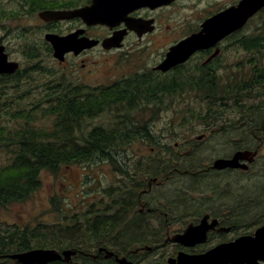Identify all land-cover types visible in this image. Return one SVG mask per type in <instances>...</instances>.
Listing matches in <instances>:
<instances>
[{
  "label": "flooded vegetation",
  "instance_id": "af4514ba",
  "mask_svg": "<svg viewBox=\"0 0 264 264\" xmlns=\"http://www.w3.org/2000/svg\"><path fill=\"white\" fill-rule=\"evenodd\" d=\"M91 1L7 0L2 2L0 0V6H6L3 15L8 17L15 16L17 9L21 13L35 14L42 35L43 49L58 63L56 71L71 73L70 80L66 83L60 82L59 86H66L60 88L64 92L84 95L96 93L97 88L108 87L118 95L121 93L132 95L133 98H127L125 102L127 108H124V103L106 106V109L113 110L114 105L118 104L117 107L122 111L116 113L118 120L125 119L123 109H129V113L134 110L156 109L157 90L183 95L185 108L190 112L189 118L186 119L188 125L201 127L200 134L186 141L185 155L187 157L195 155L201 148L214 149L215 144L223 142L224 137L227 139L225 143H231L230 150L215 151L196 165L180 170L176 166L161 167L156 158L155 162H152L153 166L145 164L143 167L121 168L118 179L122 181L123 186L125 184L133 188L127 194L128 205H125L124 200L115 204L114 192L109 190L106 195V211L111 216L116 213L121 214L122 226L138 219L144 220L147 224V232L140 236L136 234L137 238L155 239L154 245L126 247L125 253H118L113 246L108 248L103 245H80L79 232L75 233V240L70 245V240L73 238L66 239L62 237L64 231L55 230L56 233L52 232V235L56 242L46 243L44 247L25 248V242L13 238L9 241L14 246L8 248L0 241V264H24L12 255L32 249L54 250L61 256L44 263L30 264H120L118 259L122 257L131 264H160L157 261L150 262L148 255L158 254L159 250L169 246L172 252L163 260V264H168L167 258H175L180 252L202 254L222 243L231 242L241 236L253 235L256 229L264 226V218H258L261 216L256 214L260 209L254 206L256 194L251 192L252 194L240 198L241 192L232 193L231 187L233 183L239 185L242 179L250 180L251 174H258L264 165V103L260 104L257 110L253 109L254 112L250 114L252 118H248V113L246 117L243 115L239 102L241 79L250 85L252 81L247 82V79L264 77L262 71L264 40L243 38L257 35L260 31L259 25L264 26V20L259 21V25L254 23L264 14V6L250 16L242 27L224 33L215 41L207 40L200 43L184 61L162 71L156 67L165 59L171 47L200 33L209 19L221 17L224 12L237 7L241 0H165L164 3H156L157 0H153L149 4L141 3V0H123L120 19L107 25L88 24L80 17L44 21L38 16V12L42 10H75L89 6ZM251 23L252 26L249 27ZM49 33L61 37L72 35L82 44L95 43L79 51L70 50L64 54L63 61H58L52 55L51 44L44 38ZM112 36H120V46L104 49L103 40ZM0 45L4 47L7 60L16 61L9 53L8 43L2 38ZM94 51L119 54L124 64L117 65L114 61L108 63L106 59L103 65L106 69L105 80L98 83L96 71L99 70L100 62L92 56ZM18 65V70H22L21 63L18 62ZM30 73L29 70L24 72V76L18 82L15 72L2 73L0 79L9 80L15 87H24L32 85L33 76ZM88 80L96 83L91 85L86 82ZM263 87L264 84L259 88ZM230 95L233 96L232 100L229 98L226 100L225 96ZM134 96H141L147 101L140 102ZM130 102L134 104L130 106ZM210 103H213L215 109L209 114ZM227 107H234V110L228 112L225 110ZM138 122L140 119L136 120V124ZM139 130L141 131V128ZM139 130L135 129V132L138 133ZM137 135L135 137H138ZM241 140L244 141L243 145H240ZM237 151L252 152L251 161H240L241 164L247 165L246 167L219 169L213 166L216 159H229ZM111 153L113 152L108 154L112 156ZM117 155L127 162L130 159L122 150ZM177 172L186 175L188 179L197 180V184L202 185L198 188L191 184L185 188L186 190H182L188 205L180 210L169 206L164 196L175 188L160 191L161 187L172 184L168 183V180H177ZM233 200L245 204L243 211L246 217L243 220H241V211L236 209ZM247 222L252 223L246 224ZM188 228L192 229L195 238L204 239L190 245L170 240L174 236L183 234ZM5 233L0 231L2 235ZM67 249L74 253L65 260L62 252ZM107 251H111L112 254L108 255ZM258 262L264 264L262 260Z\"/></svg>",
  "mask_w": 264,
  "mask_h": 264
},
{
  "label": "rangeland",
  "instance_id": "374dc122",
  "mask_svg": "<svg viewBox=\"0 0 264 264\" xmlns=\"http://www.w3.org/2000/svg\"><path fill=\"white\" fill-rule=\"evenodd\" d=\"M1 1L5 2L7 0ZM17 5L16 1V7ZM4 8H6L5 5L0 6V38L8 43L10 48L9 53L14 60L21 63L22 70H25V72L27 70L31 71L30 75L33 76V82L32 85L15 87L9 80L0 79V89L2 88L6 94H12L14 97L18 95L14 100V106L17 104V100L19 104L18 106H26L28 109L36 104L34 105L36 110L32 114L35 115V120L31 122V125L38 128L42 127L50 129L52 127L53 118L50 115L44 114V111L41 110L46 105L45 99L42 96L45 94V89L48 84L57 86L60 85V82L66 83L71 79V73L56 71L58 63L47 54L45 49H43L41 41L42 35L39 24L35 20V14L21 13L20 10L17 9L20 14L15 12V16L8 17V15H3ZM257 19L258 20L254 21V23H258L257 25H259L261 20H264V14ZM251 26L252 23L249 27ZM263 28V25H259L260 31L258 32L261 33ZM29 55H36V57L30 58ZM92 56L100 62V65L98 66L99 70L96 71L99 78L98 83L104 82L105 80L104 75L106 69L103 65L104 62H106V59L108 63L114 61L117 65L124 64L119 54H104L102 52L94 51ZM241 81L242 84L248 85L242 79ZM248 81L250 80L247 79V82ZM86 82L91 85L96 83L91 80ZM259 87L260 86L248 88V91L246 90L243 93H239V102L242 106L240 108L245 117L247 116V113L248 115L252 114L254 112L253 109L257 110L259 105L264 103V87ZM25 92L26 94L24 95L23 93ZM255 93H257V95ZM138 97L146 101L143 97ZM158 97L163 98V102L158 105L156 109H146L143 111L134 110L127 114V117L129 118L127 126L133 131L138 127H141V131H144V133H138V137L135 139L133 138L134 140L128 145L122 146V151H125L130 158L128 162L121 156L117 155L120 154L121 150H119L116 152L112 151V158L110 157L109 161L88 165L79 163L71 164L69 166L61 167L57 173L42 171L40 173V186L28 199L22 202H12L4 207H0V226L6 227L8 225L14 226L16 224L18 227H24L27 225L34 226L41 222L45 224L42 228L44 234L52 230L63 232L67 226L65 224L57 223L62 222L61 219H64V213H77L80 215V213H88L91 210L99 212L98 208L102 207H100L101 204L97 202V198L100 195H103V189L107 188L106 190H109L111 184L116 183L118 179L117 176L119 173L117 172L120 167H114L111 163L114 161H117L121 165V168H125V166L143 167L144 164L149 165L152 164V162H155V158H159L158 160L156 159L157 162L162 159V162H165L171 158V166H176L179 170L184 168L186 166L185 162H187L189 158L185 155L186 141L189 138L200 134L201 127H198L197 125H188L186 119L189 118L190 112L186 110L184 105L185 96L166 92L158 95ZM225 97L226 100L227 98L230 100L233 98L232 95ZM130 104L133 105L134 102H130ZM117 106L118 104L114 105L115 109L113 110L105 109L99 112L92 118L86 119L85 123L82 121L83 126L81 127V132L85 133L94 126H104L108 127V129L114 128L118 124L116 123L118 120L116 119V113L117 111L118 113L120 112V109ZM212 108L215 109L214 107ZM225 110L232 112L234 107H227ZM129 111V109L126 110V112ZM137 119H140V122L137 123L138 125L136 124ZM20 124H22L21 120H15L11 116L3 113L0 114V125L4 126L6 129L14 130ZM139 124H142L143 126H140ZM78 132V130L75 131L77 135H79ZM223 139H225V137L222 138V140ZM230 147V142L225 143L224 141H220L215 144L214 149H198V155L189 160L195 161L198 159L201 161V159H206L215 151L220 152L222 149L223 151H227L230 150ZM167 148H169V150ZM199 150L201 151L199 152ZM8 155V151L5 147L0 148V165L7 163L9 159ZM120 159H122V164L119 162ZM262 167L263 169L259 171L258 174H251L250 180H248V178L244 180L242 179L239 182V185L233 183L231 187L232 193L245 191L256 192V190L258 191L264 187V165ZM179 172H177V180H168L167 182H171L172 184L161 187L160 191L163 192L165 189L168 190L172 188L177 189L181 184L183 185L186 175ZM259 194H261V192ZM103 199L104 202H106V197ZM257 199L259 200V197H257ZM262 204H264V201ZM55 209H59V211ZM256 214H260L261 217L258 218H264V205L262 208L258 209ZM249 223L252 222H247L246 224ZM124 226H120L121 228H119L117 232L121 237L126 234V232H123ZM59 228H61V231ZM71 230L73 232L75 229ZM45 236L49 237L47 234ZM67 236L70 237V235ZM80 236L82 238L84 233L80 234ZM62 237L66 238L65 235ZM124 241L125 246H128L129 248L143 246L145 244L154 245V243H156L154 242L155 239L144 237ZM87 243L88 242L86 241L84 244ZM171 252V248L167 246L166 248L159 250L158 254H149L148 259L150 262L157 261L160 264H163V260H165Z\"/></svg>",
  "mask_w": 264,
  "mask_h": 264
},
{
  "label": "trees",
  "instance_id": "16d2710c",
  "mask_svg": "<svg viewBox=\"0 0 264 264\" xmlns=\"http://www.w3.org/2000/svg\"><path fill=\"white\" fill-rule=\"evenodd\" d=\"M17 13L20 14L19 11ZM243 38L264 40V28L263 31L257 35L250 37L245 36ZM32 57L35 58L36 55L30 56V58ZM262 71H264V69H262ZM24 72L25 70H17L15 72L17 73L16 82L24 76ZM249 80L252 81V83L250 85L242 84L240 93H243L249 87L254 88L255 86L264 84V77L259 76ZM62 87L66 86L48 84L45 89L46 92L42 96L47 106L45 105L41 110L44 111V114L50 115L53 118L52 127L50 129L38 128L31 125V122L35 120V115L32 114L36 110L34 107L36 104L28 109L26 106H18L17 100V104L14 106V100L18 95L14 97L12 94H6L2 88L0 89V114L3 113L11 116L15 120L22 121V124L14 130L6 129L4 126L0 125V148L5 147L9 154L7 163L0 165V207H4L12 202H22L28 199L40 186V173L42 171L57 173L61 167L71 164L79 163L88 165L109 161L110 157L112 158V156L108 154L109 152L123 150L122 146L128 145L133 138H137L135 135L144 133V131L139 130L141 127L137 128L139 130L138 133L130 130V127L127 126L129 121L126 116L129 112H126V109H123V118L125 119L120 120V118L116 122L118 124L114 128L108 129V127L104 126H94L89 131L82 133V121L85 123L86 119L92 118L94 115L105 110L106 106L115 103L123 104L127 101V98H133V96L124 95L123 93L118 95L117 93H113L108 87L97 88L96 93L77 95L75 92H64L63 89H60ZM23 94L25 95L26 92ZM160 94H163V92L157 90L156 107L163 102V98L158 97ZM134 98H138L140 102L142 100L139 97L134 96ZM210 107L212 110L209 109V114L214 110L212 108L213 103H210ZM124 108H127L126 103H124ZM119 111L122 112L121 110ZM250 117L251 115H248V118ZM127 128L128 131H126ZM76 130L79 131V135L75 133ZM223 141L225 142L226 139H223ZM240 142V145H243L244 141L241 140ZM167 149L169 150V148ZM200 151L201 150H199V152ZM221 151H223V149ZM197 155L198 152L195 155H191L188 161L185 162L186 166L184 168L196 165L200 162L198 159L195 161L189 160L195 158ZM156 159L158 160L159 158ZM169 159L165 162H162L163 159L160 160V166L172 167V159ZM121 160L122 159H120L119 162L122 164ZM114 162H111L114 167H120L117 172L119 173L122 170L121 165L117 161ZM148 166H153V164H149ZM184 179L185 182L183 185L181 184L180 187L174 189L172 192L168 191L164 194L169 206H174L177 210L183 209L188 205V201L182 194L183 189L189 187L191 184H194L193 187L198 188L202 186L201 184H197V180ZM121 182V180L117 179L116 183L111 184L109 190L114 192L113 202L115 204H117V201L124 200L126 202L125 205H128L129 198L127 194L129 190L133 188L125 184L123 186ZM106 189H103V195L97 198V202H99L101 204L100 207H102L98 208L99 212L91 210L88 213H80V215L77 213H64V219H61L62 222H58L57 224H65L67 226L65 229L63 228L66 231L63 232V235H65L66 239L73 238L70 240V245H72V241L75 240V233L79 232L80 245H83L87 241L88 243L84 245H103L108 248L113 246L118 250L116 252L125 253V248L128 246H125L124 240L129 241L130 239H135L137 235L140 236L144 232H147V224L144 220L138 219L134 222H129V224L125 226L123 232H126L127 235L124 234V236L121 237L117 234L123 222L120 219L121 214L119 215V213H116L111 216L107 213V202H104L103 198H105L110 191ZM251 192L252 191L241 192L240 198L255 193L256 204L254 206L262 208L264 205L262 204L264 201V187L258 191L256 190V192ZM260 192L261 194H259ZM257 197H259V200ZM232 203L235 204L236 209H240V214H242L241 220H243L246 217L243 211L245 204L236 203L235 200H233ZM55 210L59 211V209ZM44 226L45 224L41 222L34 226L27 225L24 227H18L16 225H8L6 227L0 226V230L6 232L3 235L0 234V241L8 248L14 246L9 241L13 238L25 242V248L44 247L46 243L56 242L52 232L56 233L57 230L50 231V233L47 234L49 237H46V234L42 232ZM71 229L75 230L72 232ZM59 230L61 231V228H59ZM15 232H19V234H13ZM82 233H84V236L81 238L80 234ZM67 235H70V237Z\"/></svg>",
  "mask_w": 264,
  "mask_h": 264
},
{
  "label": "water",
  "instance_id": "95a60500",
  "mask_svg": "<svg viewBox=\"0 0 264 264\" xmlns=\"http://www.w3.org/2000/svg\"><path fill=\"white\" fill-rule=\"evenodd\" d=\"M141 3L149 4L153 0H141ZM165 0H157L156 3H164ZM123 0H92L89 6L69 10H42L38 12L40 19L44 21L67 19L72 17H80L88 24H110L120 19L123 9ZM264 6V0H241L237 7L231 8L224 12L221 17L209 19L204 25L200 33L188 37L171 47L167 52L165 59L156 67L162 71H166L172 65L184 61L191 51L199 47L200 43L209 40L215 41L222 37L224 33L233 31L238 27H242L247 19L252 16L258 9ZM53 49V57L58 61L64 60V54L70 50L79 51L84 47H91L95 42L90 44H82L73 36L61 37L56 34H46L44 36ZM119 37H109L104 39L102 46L104 49L119 47ZM19 65L16 61H8L7 55L4 53V47L0 45V74L13 73L18 69ZM253 154L250 151H237L229 158H219L214 162L215 168L225 167H246L240 161H251ZM192 229L188 228L183 234L174 236L170 240L190 245L195 241H202L204 238H195ZM192 239V240H191ZM196 239V240H193ZM190 240V241H189ZM111 255V251H107ZM72 250H64L62 254L65 260L73 254ZM54 250L32 249L25 252L13 254L12 257L17 258L24 264L44 263L47 260L60 258ZM259 260L264 261V226L255 230L253 235L241 236L231 242L222 243L202 254H186L178 253L175 258L169 257L168 264H259ZM120 264H131L126 258L118 259Z\"/></svg>",
  "mask_w": 264,
  "mask_h": 264
},
{
  "label": "bare ground",
  "instance_id": "6f19581e",
  "mask_svg": "<svg viewBox=\"0 0 264 264\" xmlns=\"http://www.w3.org/2000/svg\"><path fill=\"white\" fill-rule=\"evenodd\" d=\"M129 167V166H128Z\"/></svg>",
  "mask_w": 264,
  "mask_h": 264
}]
</instances>
